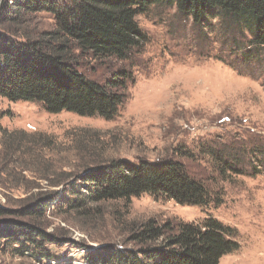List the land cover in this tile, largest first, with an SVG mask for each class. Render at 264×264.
Instances as JSON below:
<instances>
[{
    "label": "rangeland",
    "instance_id": "rangeland-1",
    "mask_svg": "<svg viewBox=\"0 0 264 264\" xmlns=\"http://www.w3.org/2000/svg\"><path fill=\"white\" fill-rule=\"evenodd\" d=\"M13 3L0 0L1 34L18 40L56 29L44 12L16 22ZM137 22L146 41L126 60L72 51L75 68L90 81L105 85L116 73L131 74L115 119L52 114L37 103L0 98V204L17 210L34 196L58 194L36 220L55 243H0V264H99L115 249H137L132 230L151 219L202 224L211 217L230 227L239 245L220 264H264V48L251 44L245 26L224 24L215 13L197 24L175 3L160 2ZM165 159L203 181L213 203L187 206L144 194L90 204L87 214L57 206L73 196L66 184H80L87 169ZM222 162L235 171L222 174Z\"/></svg>",
    "mask_w": 264,
    "mask_h": 264
},
{
    "label": "trees",
    "instance_id": "trees-1",
    "mask_svg": "<svg viewBox=\"0 0 264 264\" xmlns=\"http://www.w3.org/2000/svg\"><path fill=\"white\" fill-rule=\"evenodd\" d=\"M163 1L175 3L180 14L192 17L197 24L215 13L224 24L245 26L252 35L251 44L264 48V0H14L16 22L24 15L44 12L54 16L56 29L38 38L18 36V40L0 33V98L37 103L52 114L115 119L126 101L131 74L116 73L105 85L90 81L75 68L72 51L77 49L96 60H126L146 41L138 16ZM219 168L222 174L235 171L228 162ZM80 181L66 184L73 196L59 199L57 206L80 213L90 204L130 202L144 194L187 206L213 203V194L204 182L170 159L136 164L112 161L87 169ZM80 187L88 191L82 192ZM57 198V193L40 194L25 200L27 205L17 210L0 204V243L17 242L36 249L41 239L55 243L36 220L46 216ZM12 216L33 221L9 220ZM233 234L230 227L212 217L202 224H161L151 219L132 230L131 241L137 249H115L111 260L103 258L99 264H220L224 256L239 248ZM28 247L19 253L25 255Z\"/></svg>",
    "mask_w": 264,
    "mask_h": 264
}]
</instances>
